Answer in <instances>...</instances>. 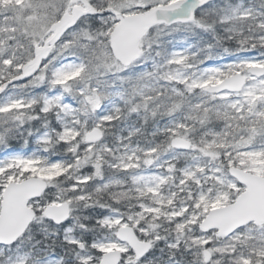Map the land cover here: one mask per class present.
<instances>
[{
    "label": "snow or ice",
    "instance_id": "1",
    "mask_svg": "<svg viewBox=\"0 0 264 264\" xmlns=\"http://www.w3.org/2000/svg\"><path fill=\"white\" fill-rule=\"evenodd\" d=\"M0 264H264V0H0Z\"/></svg>",
    "mask_w": 264,
    "mask_h": 264
},
{
    "label": "rangeland",
    "instance_id": "2",
    "mask_svg": "<svg viewBox=\"0 0 264 264\" xmlns=\"http://www.w3.org/2000/svg\"><path fill=\"white\" fill-rule=\"evenodd\" d=\"M156 254H157V255H155V256H160V255H161V254L159 253V251H157Z\"/></svg>",
    "mask_w": 264,
    "mask_h": 264
},
{
    "label": "trees",
    "instance_id": "3",
    "mask_svg": "<svg viewBox=\"0 0 264 264\" xmlns=\"http://www.w3.org/2000/svg\"><path fill=\"white\" fill-rule=\"evenodd\" d=\"M155 255H157V254L155 253Z\"/></svg>",
    "mask_w": 264,
    "mask_h": 264
}]
</instances>
